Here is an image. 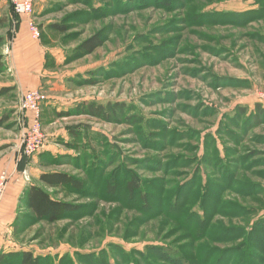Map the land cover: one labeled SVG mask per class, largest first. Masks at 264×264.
I'll list each match as a JSON object with an SVG mask.
<instances>
[{
	"label": "rangeland",
	"instance_id": "1",
	"mask_svg": "<svg viewBox=\"0 0 264 264\" xmlns=\"http://www.w3.org/2000/svg\"><path fill=\"white\" fill-rule=\"evenodd\" d=\"M34 19L46 47L40 89L47 96L48 146L35 167L76 175L90 193L49 189L56 198L88 204L77 219L34 222L23 206L13 232L20 247L44 264H146L136 252L148 256L150 246L191 244L198 212H212L215 203L204 210L202 193L190 194L196 176L210 183L228 214L215 217V233L228 227L225 237H233L264 217V113L254 116L256 105L264 106V0H35ZM14 20L0 36L9 38ZM53 23L67 25V32L50 30ZM94 34L104 44L84 55L78 47ZM5 63L0 89L15 78ZM8 87L0 97V118L9 119L0 126V160L10 168L15 150L24 158L16 144L25 115L23 91ZM84 101L125 108L107 121L60 116ZM96 154L104 178L114 177L120 193L94 188L90 171L81 169ZM46 159L55 162L44 165ZM132 178L152 196L153 213L122 191ZM215 240L201 242L221 248L244 242ZM149 261L160 263L154 256Z\"/></svg>",
	"mask_w": 264,
	"mask_h": 264
},
{
	"label": "trees",
	"instance_id": "2",
	"mask_svg": "<svg viewBox=\"0 0 264 264\" xmlns=\"http://www.w3.org/2000/svg\"><path fill=\"white\" fill-rule=\"evenodd\" d=\"M11 13V19H8L7 17L0 18V29L8 27V25L12 24V20L19 17L15 13L13 5ZM49 29L59 33H65L67 32L68 27L62 23H53L49 25ZM7 40L8 39L5 36H0V48L5 46ZM103 44L104 40L101 35L94 34L84 40L78 48L84 55H88L93 53ZM5 67L6 63L4 55L0 53V71H2ZM9 91H12V88L4 87L0 89V97L6 95ZM124 108V104H102L84 101L83 103L78 104L73 112H66L60 116H68L70 114H86L103 118L107 121L112 120L114 118L113 114L117 112L121 113ZM255 110L254 116H261L264 113V106L257 104ZM8 120L7 115H3L0 118V126ZM73 137L76 136L73 135ZM70 145L71 144L69 143L67 146L70 147ZM228 150L229 149H226V151ZM28 157L29 156L24 154V158L19 162L18 168H23L25 166L24 164L25 161L28 162ZM53 160L54 159H46L47 163H44V165H52L53 162H55ZM84 162L87 163L85 165L81 163L80 165L83 164L81 169L90 171L92 175L91 183L94 185V188L102 186L103 184L104 190L108 195H114L121 192L120 187L114 182V177L104 178V174L101 170L103 162L99 160L97 154L93 161L84 160ZM212 162H215L214 159ZM199 174L200 173H198V176ZM37 180L38 184L28 186L24 195L25 208L32 213L31 218L34 222L44 221L47 223H56L65 219H77L80 216H84L83 214H86L88 204L73 203L56 198L52 193H50L49 189L88 197L87 194L90 192H88L87 189L89 187L87 181L66 171L59 170L43 171ZM196 180L198 183L191 186L190 194L195 195V192L202 193L203 197L201 198L200 203L201 205L204 204V210L205 208L207 209V207H210L211 203H215V206L212 208V212H209L206 216H202L197 211L198 218L200 220L198 221L199 230L196 231V235H194L191 231L188 233V237H191L194 241L187 245L173 243L161 247H147L146 249L148 252L150 250L151 255L147 256V253L136 252L139 254L141 261L146 264H154L149 261L150 258L154 256L160 262L155 264H264V217L255 219L252 223H250L248 229H240V233L233 237H225L228 232L226 228L228 227H223V229L219 230L222 234L215 233L217 230V228H214L216 223L215 217L219 214H223L225 207L219 197L220 195L216 197L214 192L211 191L212 186H210L208 181H205L203 185V183H200V178L197 176ZM124 185H126V189L122 191L127 192L129 198H132L135 201H140V207L143 208V210H146L149 214L154 212V209L151 207L152 196L148 197L145 193L139 190L136 178L129 179L128 181L125 180ZM117 198H119V196ZM178 200H180L179 196L175 199V201L178 203ZM190 202L193 203L194 200H189L186 203L189 204ZM224 214L228 215L227 213ZM191 217L192 216L185 219L188 224L192 223L194 220L190 219ZM214 237L221 238L215 240ZM240 238H242L244 242L237 247L229 245L224 248L211 247L208 243L201 242L205 239H210L213 241L215 240V242L229 244L228 242ZM17 255H21V261L18 264H44L39 257L34 256L30 251H22L17 253ZM6 256L8 255L0 253V264H4Z\"/></svg>",
	"mask_w": 264,
	"mask_h": 264
},
{
	"label": "crops",
	"instance_id": "3",
	"mask_svg": "<svg viewBox=\"0 0 264 264\" xmlns=\"http://www.w3.org/2000/svg\"><path fill=\"white\" fill-rule=\"evenodd\" d=\"M11 11L12 0H0V18L7 17L9 19ZM15 20L13 23L14 31H11L5 46L0 51L5 56V60L8 61L9 70L15 78L14 83L8 80L3 82L2 86L15 85L16 88L20 87L21 91L24 92L40 88L42 84V79L46 74V47L40 40L31 37L24 18L17 17ZM17 145L21 146V143L16 144V147ZM47 147L46 145L45 148ZM14 153L16 157H13L12 160L14 161L13 167L10 166L9 168L6 161L0 160V173L6 171L9 175L8 184L0 203V253L8 255L4 262L13 257L19 263L21 255H17V253L27 249L20 247L13 236V232L20 215L19 210L25 207V190L30 185L38 184L37 179L43 171L37 170L35 167L40 160L38 153L28 157L29 161L23 168H18V162L21 161L19 150H15Z\"/></svg>",
	"mask_w": 264,
	"mask_h": 264
},
{
	"label": "built area",
	"instance_id": "4",
	"mask_svg": "<svg viewBox=\"0 0 264 264\" xmlns=\"http://www.w3.org/2000/svg\"><path fill=\"white\" fill-rule=\"evenodd\" d=\"M35 0H12L15 13L24 18L29 33L33 39L40 40L42 30L34 19ZM47 96L40 88L22 92L20 110L25 115V125L21 136L22 152L29 157L39 153L46 145L47 136L42 123V106ZM24 120V118H23ZM9 175L6 171L0 173V203L6 190Z\"/></svg>",
	"mask_w": 264,
	"mask_h": 264
}]
</instances>
